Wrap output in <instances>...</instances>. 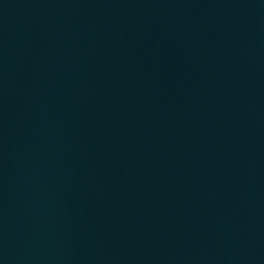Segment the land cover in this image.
<instances>
[{"label":"water","instance_id":"95a60500","mask_svg":"<svg viewBox=\"0 0 264 264\" xmlns=\"http://www.w3.org/2000/svg\"><path fill=\"white\" fill-rule=\"evenodd\" d=\"M0 264H264V0H0Z\"/></svg>","mask_w":264,"mask_h":264}]
</instances>
